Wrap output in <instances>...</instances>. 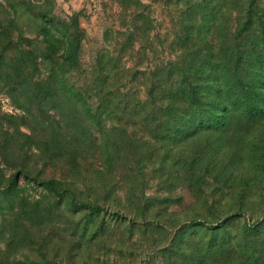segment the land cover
Wrapping results in <instances>:
<instances>
[{
	"label": "rangeland",
	"instance_id": "obj_1",
	"mask_svg": "<svg viewBox=\"0 0 264 264\" xmlns=\"http://www.w3.org/2000/svg\"><path fill=\"white\" fill-rule=\"evenodd\" d=\"M0 264H264V0H0Z\"/></svg>",
	"mask_w": 264,
	"mask_h": 264
},
{
	"label": "trees",
	"instance_id": "obj_2",
	"mask_svg": "<svg viewBox=\"0 0 264 264\" xmlns=\"http://www.w3.org/2000/svg\"><path fill=\"white\" fill-rule=\"evenodd\" d=\"M75 56H76V53H75L74 51L71 52V53H69V54H68V60L73 61L74 58H75ZM195 114H198V112H197L196 110H195V111H192V113H191L192 117H193ZM88 209H89L90 211H96V210H100V209H102V207H101L100 205H88Z\"/></svg>",
	"mask_w": 264,
	"mask_h": 264
}]
</instances>
